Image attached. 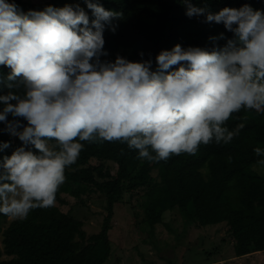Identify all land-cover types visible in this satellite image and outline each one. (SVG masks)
Segmentation results:
<instances>
[{
  "label": "clouds",
  "instance_id": "clouds-1",
  "mask_svg": "<svg viewBox=\"0 0 264 264\" xmlns=\"http://www.w3.org/2000/svg\"><path fill=\"white\" fill-rule=\"evenodd\" d=\"M181 2L186 16L232 35L209 36L211 47L161 49L153 67L151 56L102 59L104 30L115 32L123 13L98 0H84L91 19L79 4L23 11L0 0V65L9 69L0 78L9 89L0 94V122L21 142L0 159V214L23 220L54 206L82 142L118 141L158 162L231 142L244 124L229 130L226 122L241 109L264 113V11ZM9 147L0 142V151ZM253 152L264 171V148Z\"/></svg>",
  "mask_w": 264,
  "mask_h": 264
},
{
  "label": "trees",
  "instance_id": "trees-1",
  "mask_svg": "<svg viewBox=\"0 0 264 264\" xmlns=\"http://www.w3.org/2000/svg\"><path fill=\"white\" fill-rule=\"evenodd\" d=\"M23 11L42 9L46 5L62 7L79 4L89 13L84 0H46L33 3L13 0ZM106 9L123 13L115 21V32L107 26L104 30V48L108 55L102 59L114 60L116 55L129 60L148 59L153 67L155 55L161 49H171L179 43L182 47H211L209 36L224 32L231 37L222 24L205 22L203 16L188 17L181 0H98ZM206 4L211 11L227 7L239 8L244 4L264 11V0H191ZM225 41H217L223 45ZM143 52V57L139 53ZM9 69L0 65V78ZM9 89L0 85V94ZM11 119V117H9ZM243 123L229 143L215 141L200 145L195 155L181 153L167 160L150 162L138 158L136 150L118 141L84 143L76 162L65 169V181L60 185L55 203L65 204L62 194L70 192L79 198L90 189L105 196L106 215L98 233L86 238L83 222L70 213L63 212L54 204L48 208H36L27 218L11 221L2 228L0 214V264H107L111 253L109 230L112 228L114 206L125 191L145 188L149 202L146 221L150 232L167 211L177 208L186 222L198 226L225 223L234 240L236 256L264 250V175L253 165L258 157L254 147L264 148V113L241 109L226 122L229 130ZM0 122V142L8 141L10 147L0 151V159L10 155L20 145L10 136ZM35 151V149H33ZM95 159L100 163L93 165ZM112 161L117 165L113 174L103 164ZM157 176H152V171ZM77 184L71 190L70 184ZM5 255L8 258H3Z\"/></svg>",
  "mask_w": 264,
  "mask_h": 264
},
{
  "label": "rangeland",
  "instance_id": "rangeland-1",
  "mask_svg": "<svg viewBox=\"0 0 264 264\" xmlns=\"http://www.w3.org/2000/svg\"><path fill=\"white\" fill-rule=\"evenodd\" d=\"M42 3L46 0H27ZM93 165L100 162L93 159ZM103 164L115 173L117 165L112 161ZM256 170L255 165L252 166ZM257 171V170H256ZM264 175V171H257ZM157 176V171H152ZM77 184H70L71 190ZM147 189L139 188L133 192L125 191L114 206L112 228L109 230L111 253L107 264H264V250L243 256H236L234 240L225 223L198 226L186 222L177 208L167 211L161 221L150 232L146 221L145 195ZM65 204L55 203L63 212L70 213L83 222L82 230L86 238L100 231L105 217V196L90 189L79 198L70 192L63 193ZM14 218L2 219L5 228ZM0 234V247L3 248ZM3 258H8L3 255Z\"/></svg>",
  "mask_w": 264,
  "mask_h": 264
}]
</instances>
